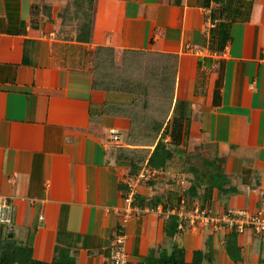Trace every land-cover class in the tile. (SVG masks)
<instances>
[{"label":"crops","instance_id":"crops-1","mask_svg":"<svg viewBox=\"0 0 264 264\" xmlns=\"http://www.w3.org/2000/svg\"><path fill=\"white\" fill-rule=\"evenodd\" d=\"M80 8L91 12L88 42L69 21ZM99 47L112 48L117 64L125 52L176 57L173 102L190 107L185 153L212 171L169 169L175 179L140 195L176 192L189 206L256 212L264 198V0H0V202L13 207L11 224L0 223V248L11 240L30 244L41 262L109 264L130 170L118 155L131 122L103 113L128 102L93 88ZM211 179L222 189L207 199ZM166 223L154 212L129 220L131 264L174 245L188 263L201 251L202 264H264V234L187 228L170 238ZM231 234L238 263L227 253Z\"/></svg>","mask_w":264,"mask_h":264},{"label":"trees","instance_id":"trees-1","mask_svg":"<svg viewBox=\"0 0 264 264\" xmlns=\"http://www.w3.org/2000/svg\"><path fill=\"white\" fill-rule=\"evenodd\" d=\"M78 11V20L75 23L77 40L88 42L91 31V12L81 8ZM144 63H148L144 73L129 74L130 67L137 66L135 70L140 71ZM93 74V88L132 96L130 104H107L103 109V113L112 112L131 122L126 138L128 147L121 149V154L118 155V160H127L130 163L128 173L137 175L145 162L152 168L169 171L175 157L185 154L190 122L189 104L173 102L176 57L145 52H125L120 64H117L112 48L99 47L94 53ZM167 136L170 138L168 141ZM209 164L215 166L217 169L215 175L223 180L221 169L215 163ZM215 187L222 189L211 179L206 191L207 199L210 198ZM135 200L141 207L152 208L161 204L164 207L173 208L180 203L181 196L176 192H169L166 197L147 199L138 194ZM177 225L175 217L167 221L165 225L167 237L173 238L178 234ZM235 237V234H231V237L227 239V253L234 263H238L240 256ZM10 241L1 245L0 264H74L68 257H62L50 263L37 261L33 258L30 244L18 245ZM205 258L203 252L196 251L192 261L188 263L185 260L184 249L174 245L170 254L164 253L158 260L150 256L146 264H202Z\"/></svg>","mask_w":264,"mask_h":264},{"label":"built area","instance_id":"built-area-1","mask_svg":"<svg viewBox=\"0 0 264 264\" xmlns=\"http://www.w3.org/2000/svg\"><path fill=\"white\" fill-rule=\"evenodd\" d=\"M110 140L117 143L121 139L119 134L112 132ZM175 178L176 176L172 175L170 171L152 168L145 162L137 175L127 173L121 179L124 186L125 207L118 211L120 222L112 240L109 264H131L126 250L125 227L133 217L147 212L157 213L167 221L171 217H175L178 223V233L184 232L187 228H205L213 232L233 231L242 234L249 228L258 236L264 234V198L256 212L237 209L216 211L200 205L189 206L184 196H181L177 207L173 208L164 207L161 204L152 208L141 207L135 200L136 196L140 194V190L160 182L169 183ZM180 182L182 183V181ZM12 214L11 203L7 199H3L0 202V223L9 226L12 222Z\"/></svg>","mask_w":264,"mask_h":264},{"label":"rangeland","instance_id":"rangeland-1","mask_svg":"<svg viewBox=\"0 0 264 264\" xmlns=\"http://www.w3.org/2000/svg\"><path fill=\"white\" fill-rule=\"evenodd\" d=\"M86 7V6H85ZM79 12V11H78ZM78 12H75V11H72L70 14H69V21L71 22V23H73V24H75L76 22H77V20H78ZM148 65V63H144L143 65H142V69H140V71H137V70H135V68L137 67H134V66H132V67H130L129 69H128V72H131V73H129V74H132V72H134L135 74L138 72V73H144L145 72V67ZM126 95V97H124L126 100H127V102H128V104H130L131 103V101H132V96H130V95H127V94H125ZM127 140V139H126ZM126 142V141H125ZM145 152H147V151H145ZM194 154V155H193ZM196 158V159H195ZM204 161L205 160V158H202V160H200L198 157H197V154L196 153H191V154H189L188 156L186 155V153L183 155V156H181V157H175V160L172 162V164L170 165V170H172V171H175V172H177V173H181V172H183L184 170H187L188 168H191L192 167V165H199V167H201L202 168V170L204 169L206 172H212L211 170H210V168L207 166V165H205L204 163H202V164H200V163H198V162H196L195 163V161Z\"/></svg>","mask_w":264,"mask_h":264}]
</instances>
